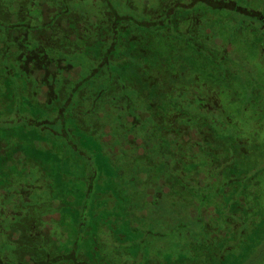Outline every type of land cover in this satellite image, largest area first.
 I'll return each instance as SVG.
<instances>
[{
	"label": "rangeland",
	"instance_id": "obj_1",
	"mask_svg": "<svg viewBox=\"0 0 264 264\" xmlns=\"http://www.w3.org/2000/svg\"><path fill=\"white\" fill-rule=\"evenodd\" d=\"M110 5L123 7L121 0H111ZM233 17L230 27L240 29L242 16ZM221 32L214 24L212 34L204 36L202 52L211 51L217 65L227 67L230 80L242 78L247 84L233 87L239 101L231 100L233 90L216 93L222 100H214L221 104L214 127L230 138L233 148L227 161L218 159L219 165L210 170L197 154L195 165L187 159L181 170L173 171L181 156H175L158 134L141 137L145 118L128 116L135 111L143 116L141 99L136 109L124 102V110L117 112L113 101L119 94H103L93 114H85L86 101L74 111L75 118L68 115L63 122L48 124L45 119L58 115L56 103L48 111L38 106L26 96L20 73L7 78L5 70L0 71L5 81H0V209L16 210L23 222L25 217L33 219L39 229H54L51 241L56 238L60 250L82 253L83 260L76 264H264V231L257 232L255 226H264V219L253 220L264 208V163L255 153L244 161L234 150L239 139L244 151L256 143L264 150V59L245 35L231 39L237 44L233 51L211 48L217 36L226 37ZM256 39L251 36V43ZM108 80L105 75L94 78L86 97L95 100ZM129 93L126 88L120 91L123 96ZM200 95L205 96L203 88ZM183 96L184 107L193 108L188 94ZM27 114L36 115L38 123L30 122ZM240 161L249 172L229 181L225 164L220 169L219 162L233 163L235 168L228 171L236 174ZM259 164L263 168L256 177ZM168 178L171 183L165 184ZM179 186L186 189L180 191ZM210 190L221 199L217 194L202 201L203 192ZM236 206L245 217L233 216L238 227L231 232L226 218ZM9 219L0 214L4 223L10 224Z\"/></svg>",
	"mask_w": 264,
	"mask_h": 264
},
{
	"label": "trees",
	"instance_id": "obj_2",
	"mask_svg": "<svg viewBox=\"0 0 264 264\" xmlns=\"http://www.w3.org/2000/svg\"><path fill=\"white\" fill-rule=\"evenodd\" d=\"M198 2L200 1L193 2L190 6L192 7ZM201 4L204 5L208 13L224 9L245 14L244 10L236 7V5H227L229 7L223 6L222 8L219 2L215 0H201ZM183 9L184 5L177 1L174 2L172 10L175 14ZM167 10L170 9L164 4L161 8L163 13L158 16L157 20L151 19L150 17L141 18V32L146 42L142 44L140 49H135L131 46L126 50H116L114 47L117 46V42H114L110 49L101 50L98 47L99 50H93L91 57L93 59H100L98 62H101V65H96L95 62L94 65L92 63L85 64L83 61L77 60L82 56L81 50L77 47L79 42L75 43V45L73 42H70L68 49L60 46L61 49L58 54L61 58V63L57 66H42L41 63L40 66H37L28 63V59H31V51L28 48L31 46L28 47L23 24L15 22V24L7 25L6 22L0 19V71L4 69L7 78H10L11 75L16 73H20L26 84V91H24L26 96H28L30 101H35L38 106L43 104L48 111L52 109L54 102L56 103L53 108H57L58 115L56 116L54 114V116L52 115L45 119V122L48 124H53L55 120H61L63 122L68 115L75 118L76 114L74 111L76 110L78 112V108L80 109L84 105V102L90 101L86 97L88 84H92L94 78H102L105 75V77L109 78L108 83L106 87L97 91L99 93H96L95 100H91L93 102L90 106L92 109L97 108V103H99L97 101L103 94L108 97L110 94L113 96L114 93L121 95L120 91L126 88L132 93L125 96L126 103L129 106L136 109V103L140 99L145 104L143 116L142 113H136L137 111H135L134 115H128L132 117L138 114L140 118H145L141 130L143 136L141 137L149 139L150 136L157 137L158 134V137L163 140V144H166L167 147L170 146L172 153L175 156L180 155L181 157L179 158L183 159V161L175 163V166L173 165V171L181 170L180 166L187 159H189L190 164L195 165L196 160L194 159L198 156L197 154L204 157V165L207 164L208 170L213 169L219 165L217 163L218 159L223 160L222 157L226 155V159H224L226 161L228 160L227 154L232 145L230 138L220 136L218 130L214 127V122H217L216 119H218L217 109L221 106L220 103L218 104L214 100H222L218 98L216 93L233 90V97L235 99L231 100L239 101L240 99H238L236 94L237 90H234L233 87H243L247 83L242 78L235 82L230 80L229 75L224 72L227 67H219L213 53L211 51L203 53L201 47H198L196 43L191 44L192 42H190L191 45L188 49L179 50L175 48L172 51L167 50L164 44L169 26ZM175 20L176 16L174 18ZM155 33L163 36L160 38L163 44L159 46L154 44L153 41L156 38ZM175 34L178 33L175 32ZM74 36L75 39L78 38V35ZM158 39L156 38V41ZM34 44L31 47L33 51L38 47L36 43ZM225 53L227 52L225 51ZM79 62L81 65H79ZM56 72L59 73V77L56 80L48 79L49 75H52L54 79ZM27 76H32L33 79L26 81ZM33 76L39 77L38 81ZM1 77L2 79L0 81L2 82L4 77L0 75ZM74 79L77 81L70 88V82L74 83ZM202 88L204 89L205 96L200 95ZM187 92L191 95L188 97L189 102L191 104L195 103L193 108H187L183 105L186 102V97L183 95ZM71 101L72 104H70ZM90 107L87 105L82 107L86 115L93 114V110ZM118 111L119 109H117ZM26 116L30 122L38 123L37 120L39 118H36V115L27 114ZM37 117H40V115ZM79 125L80 127H84L82 121H79ZM129 140L133 141V139ZM202 141L204 144L199 146V143ZM186 147L189 148V153ZM243 147V143L239 139L237 145L234 146L238 157H241L245 161L246 157L255 153L257 159L259 161L262 160V163H264V150H259L260 144H252L249 149H245L246 151L242 149ZM258 160L255 162L257 163ZM147 162L152 163L150 160H147ZM219 163L220 169L222 168V163L225 164L226 167L224 168L223 166V168L227 171L226 178L229 181L245 178L246 175L244 174L249 172L243 161L239 162V170L236 174L228 171L230 167L233 168V163L230 165L228 162ZM259 166L261 165L259 164ZM262 168L263 166L256 171V177ZM196 169L198 167L194 168V170ZM164 183L170 184V178L166 179ZM257 183V181H254V185H257ZM179 189L180 191H184L186 187L179 186ZM206 191L202 194V201H205L207 197L212 198L216 193L211 190L210 193ZM244 195L243 193L240 195L241 199L239 201L241 203L243 202ZM200 197L201 195H199ZM239 207L236 206L237 210L226 218V221L229 222L231 232H233L234 228L236 230L238 227L236 225L231 228V225H234L233 216L236 215L239 218L243 215L240 214L239 210L241 209ZM244 217L245 215L242 218ZM262 218L264 219V208L255 212L253 220L255 222ZM255 226L259 230L257 232L264 231L263 225L259 224Z\"/></svg>",
	"mask_w": 264,
	"mask_h": 264
},
{
	"label": "flooded vegetation",
	"instance_id": "obj_3",
	"mask_svg": "<svg viewBox=\"0 0 264 264\" xmlns=\"http://www.w3.org/2000/svg\"><path fill=\"white\" fill-rule=\"evenodd\" d=\"M110 1L0 0V19L7 25L15 24V22L23 24L28 47H33L34 43L38 45L35 54H33L35 51L33 48H28L32 52H30L31 59H28V63L37 66H40V63L42 66L59 65L61 63L58 54L60 46L68 49L70 42L74 45L79 42L77 47L81 50L82 56L77 60L85 64L92 63V65L94 62L96 65H101V62H98L100 59L91 57L93 50H97L98 47L101 50L110 49L111 45L117 42V46L114 47L116 50H126L131 46L140 49L146 42L141 32V18L150 17L157 20L163 13L161 8L164 4L170 9L167 10L169 26L166 41H164L167 50L188 49L195 43L204 49L202 47L206 45L204 36L212 34L214 24H217L222 30L221 34L223 33L226 37L217 36L211 48L233 51L235 47L237 49V46H234L237 44L231 39L245 35L247 44L257 50L259 59H264V0H215L222 8L229 7L227 5H236L244 10L245 14L224 9L208 13L201 4V0H196L200 2L192 7L190 4L196 2L195 0H121L123 7L115 8L110 5ZM176 1L184 5V9L175 14L172 8ZM235 14L242 16L239 21L240 29L230 27ZM74 35H78V38L75 39ZM155 35L159 39L156 41L155 38L154 44L157 46L163 44L160 40L163 36L158 33ZM251 36L257 37L253 44ZM248 45L245 46L246 49H249ZM232 46H234L233 49ZM33 77L38 81L39 77ZM52 77L49 75L48 79L56 80L59 73H55L54 79ZM31 79H33L32 76H27L26 81ZM189 96L191 95L188 94ZM116 99V102L113 101L115 111L124 110L125 96L119 95ZM92 103L89 101L87 106L90 107ZM224 158L226 159V155ZM217 194L215 193L212 198H217ZM210 198L208 197L205 202ZM219 198L221 199L220 195ZM202 206H206V203H202ZM14 212L6 209L0 213L2 218H10L8 223L11 221L10 224H6L4 220H0V264H76L79 259L83 260L81 252L73 249L62 251V248L59 249L60 245L57 244L56 238H54L55 241H51V237H54V229L50 227L39 229L33 219L25 217L27 221L23 222V216L16 210ZM235 226L234 223L231 228Z\"/></svg>",
	"mask_w": 264,
	"mask_h": 264
}]
</instances>
